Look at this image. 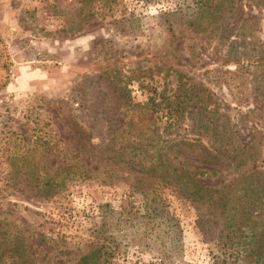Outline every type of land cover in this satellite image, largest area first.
I'll return each mask as SVG.
<instances>
[{
	"label": "rangeland",
	"instance_id": "1",
	"mask_svg": "<svg viewBox=\"0 0 264 264\" xmlns=\"http://www.w3.org/2000/svg\"><path fill=\"white\" fill-rule=\"evenodd\" d=\"M82 1L0 0V229L24 230L46 264H76L101 245L108 264H214L221 208L161 181L159 156L187 176L207 153L244 150L238 169L208 168L218 174L199 181L213 190L264 175V7ZM204 125L225 134L209 138ZM144 203L176 227L126 224Z\"/></svg>",
	"mask_w": 264,
	"mask_h": 264
},
{
	"label": "trees",
	"instance_id": "2",
	"mask_svg": "<svg viewBox=\"0 0 264 264\" xmlns=\"http://www.w3.org/2000/svg\"><path fill=\"white\" fill-rule=\"evenodd\" d=\"M91 1L84 0L82 3L87 2L88 4ZM113 1L110 0L109 3H113ZM199 2L201 7L207 5V0H199ZM256 3L264 7V0H256ZM204 14H207V11L201 9L200 15L204 16ZM178 111L181 112V107L177 108L176 114H180ZM140 114H142V117H146L145 112ZM208 125H204V129L210 134L209 138L212 136L217 137L219 132L221 135L225 134L224 130L220 131L218 127L209 128ZM229 134V137H232V131ZM115 137L117 138L118 135L116 134ZM209 138L208 141H210ZM210 143L212 144V141ZM229 144H231L230 139H227L226 145L224 141L220 142V147L215 149V153L221 152L223 148H227L228 152L230 149ZM121 152L122 149L117 151V153ZM243 152L244 150L239 151L238 155L232 157L231 160L221 159L215 154L207 153L201 159V163L205 165V169H197L187 176L185 172L188 170H183L180 175H177L179 170L173 168L165 158V155L159 156L161 169L158 173V178L161 181H165L172 186H179L180 189L183 187L190 190L193 189L192 192H189L190 195L196 201H203L206 204V210L217 206L221 208L220 214L223 216V242L221 243V248L224 249V252L222 251V254L216 258L214 264H264V175L262 171L254 169L249 171L248 174L244 171L237 179L225 183L220 190L208 189L199 181L203 178L216 176L218 173L214 170L209 171L208 168L219 166L218 163L222 164L221 166L225 163L228 168L231 167L233 169H238L245 165V159H239ZM252 156L246 154L247 159ZM183 178L186 179L185 182ZM51 182L50 177L44 182V186H49ZM213 194H217L216 199L213 197ZM146 201L148 203V198ZM147 203H144L142 213L138 211L134 213L129 212V219H126V224L135 219L142 220V224L153 232L164 231V229L169 227H176V224L164 206V208L158 206L161 209L156 210L153 206L150 208ZM118 215L117 221H125V219L119 218L122 213H118ZM103 238L107 239V237ZM227 250L232 252L228 253ZM112 254L113 251L110 247L101 245L94 252L78 259L76 264H108ZM166 257L165 253H162L158 260L165 262ZM40 259L29 245L24 230L18 229L12 231L10 229L9 233V231L3 228L0 229V264H46L44 262L40 263Z\"/></svg>",
	"mask_w": 264,
	"mask_h": 264
}]
</instances>
